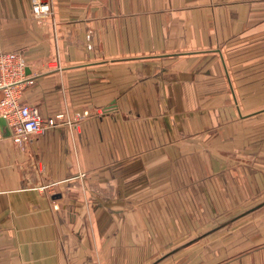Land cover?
Wrapping results in <instances>:
<instances>
[{"label":"crops","instance_id":"obj_1","mask_svg":"<svg viewBox=\"0 0 264 264\" xmlns=\"http://www.w3.org/2000/svg\"><path fill=\"white\" fill-rule=\"evenodd\" d=\"M48 1L0 0L22 102L63 115L0 141V264H264V0Z\"/></svg>","mask_w":264,"mask_h":264},{"label":"built area","instance_id":"obj_2","mask_svg":"<svg viewBox=\"0 0 264 264\" xmlns=\"http://www.w3.org/2000/svg\"><path fill=\"white\" fill-rule=\"evenodd\" d=\"M33 18L42 23L53 14V6L48 0H31ZM47 69L58 67V63L51 61ZM29 64L26 55L21 51H0V141L9 138L25 150L33 137L44 132L49 127L56 126L57 119L62 114L44 119L38 107L34 104L22 102L24 89L34 83V78L28 72ZM88 116L84 109H77L74 122ZM1 119L5 120L2 125ZM9 135H6V132ZM31 187L52 195L61 181H53L45 177L40 161H33L31 165Z\"/></svg>","mask_w":264,"mask_h":264},{"label":"water","instance_id":"obj_3","mask_svg":"<svg viewBox=\"0 0 264 264\" xmlns=\"http://www.w3.org/2000/svg\"><path fill=\"white\" fill-rule=\"evenodd\" d=\"M1 123H2V125H5V120L4 119H1ZM5 134L6 135H9V132L7 131Z\"/></svg>","mask_w":264,"mask_h":264}]
</instances>
